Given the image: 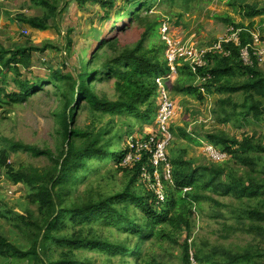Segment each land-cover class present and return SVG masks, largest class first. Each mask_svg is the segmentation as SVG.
<instances>
[{"label":"trees","instance_id":"obj_1","mask_svg":"<svg viewBox=\"0 0 264 264\" xmlns=\"http://www.w3.org/2000/svg\"><path fill=\"white\" fill-rule=\"evenodd\" d=\"M30 1L45 13L19 14L16 18L21 25L44 32L57 19L58 27L60 5L66 0ZM124 1L129 22L118 31L138 26L139 40L124 47L118 36L102 40L89 57L86 52L78 56L72 72L50 67L47 77L29 79L33 54L55 46L50 42L42 46L28 43L11 49L0 43L1 106L25 103L45 86H51L63 104L55 115L60 140L56 156L50 149L29 145L0 149V179L5 172L13 184L25 186L28 202L37 207L34 215L28 211L14 215L30 247L13 244L0 233V258L29 264H94L99 258L101 264H161L157 250L171 244L181 248L184 264H193L192 259L198 264H264L262 139L256 135L238 139L223 131L205 133L198 139L194 137L197 131L180 129L181 135L196 146L208 142L230 160L197 165L186 158V152L171 150L168 164L172 179L168 181L155 176L157 170L164 172L165 163L156 168L152 162L157 143L162 140L158 124L151 136L143 132L142 137L135 134L129 138L137 124L158 120L160 92L156 79L169 73L167 46L160 29L163 15H150L151 7L157 3L188 11L194 0H180V4L179 0ZM77 2L82 8L90 3L114 6L112 0ZM241 12L254 18L264 15V8L247 5ZM105 18L110 19L108 13ZM222 20L235 30L244 28L231 17ZM251 43V34L242 32L239 44L224 45L227 56L210 54L207 66L197 74L184 65L179 76L168 83L172 95L201 102L213 94L226 95L214 110L219 124H228L239 116L263 120L264 71L252 49L251 66L241 55ZM66 49L71 54V42ZM105 85H111L109 90L103 88ZM236 94L244 99L241 114L232 99ZM81 112L91 117L83 127L78 126ZM170 130L175 135L174 128ZM152 136L156 143L151 142ZM19 150L35 157L46 156L54 166L44 171L16 169L8 161ZM158 181L164 187L163 200L155 194ZM205 203L218 209L217 218L224 220L221 238L227 241L240 235L243 244L221 247L211 254L196 247L192 240L195 219L204 211ZM88 253H94L96 259L87 257Z\"/></svg>","mask_w":264,"mask_h":264},{"label":"rangeland","instance_id":"obj_2","mask_svg":"<svg viewBox=\"0 0 264 264\" xmlns=\"http://www.w3.org/2000/svg\"><path fill=\"white\" fill-rule=\"evenodd\" d=\"M112 1H114L113 7H105L102 3H90L82 8L78 5L77 0H66V3L60 5L58 27H56V19L51 21L50 30L42 32L21 25L16 18L19 14L42 16L45 11L41 7L36 6L30 0H0V43L11 49L17 46H26L28 43L42 46L50 42L55 46V48L49 47L45 53L33 54V67L27 75L29 79L47 77L50 75V67L53 70L72 72L78 65V56L86 52L89 57L91 51L97 48L102 40L118 36L121 47L132 46L139 40L138 26H132L126 32L118 31L129 22L128 4L124 0ZM178 3L180 4V0ZM247 5H258L264 8V0H194L188 11H184L181 9L182 7L178 6L171 8L167 5L160 6L153 3L150 15H163L160 29H165V27L168 29V33L162 37L167 47L169 44L177 43L180 48H196L199 53L203 52L205 55L213 51L220 43L223 45L224 41H229L233 37L234 27L222 20L226 16L231 17L236 24L243 25V29H249L257 36L258 43L254 46L255 57L264 71V15L254 18L244 17L241 9ZM107 13L110 16L108 20L105 18ZM115 22L117 24H114ZM68 42H71V54L66 49ZM214 53H209L207 57ZM177 64L180 65V69L184 65L190 67L192 62L190 65V61L178 57ZM110 86L105 85L103 88L109 90ZM10 88L11 84L8 90ZM171 96L174 103L176 102V109L172 118L168 119L170 121L167 129H169L171 138L167 136L163 140L166 142L167 157L170 155L169 151L171 153V150L177 149L179 153L186 152V158L195 160L197 165L213 163L208 152L205 151V145L210 143L202 141L200 146H196L181 135L180 129H184L188 133L197 131L194 137L198 139L205 133L223 131L238 139L246 135H256L264 142V119L256 121L251 116H239L228 124L217 122L214 110L217 111L220 99L227 97L226 95L213 94L207 96L203 102L190 96L175 98L172 92ZM232 99L237 105V113H243L244 109L241 107L244 101L243 97L236 94L232 96ZM61 108H63V104L54 94V89L51 86H45L38 95L31 97L25 103L17 104V106L0 105V149L9 148L11 145H29L41 150L50 149L56 156L60 140L59 126L55 115ZM228 109L232 110V106H228ZM89 118L91 117L88 113L81 112L78 126L87 125ZM157 121L153 118L144 125L137 124L129 138L135 134L142 137L143 132L151 136L153 128H156L155 123L158 124ZM171 127L174 128L175 135L170 130ZM161 136L163 139L162 134ZM128 141L130 142V140ZM228 160L230 158L226 159V161ZM8 163L15 166L16 169L36 168L40 171L49 170L54 166L48 157H35L24 150L12 154ZM260 169L264 172V160ZM156 176L158 178L166 176V170L161 174L157 171ZM160 186L157 183L155 190V194L159 197L163 195L164 191V187ZM83 190L84 188H80V191ZM27 193L28 189L25 186L13 184L5 172H2L0 179V233L13 244L24 249L30 247V240L17 227V225L22 227V224L15 220L14 215H25L27 211L33 215L37 213V207L28 202ZM222 201L228 202L226 199ZM218 213V209L205 203L204 211L195 219L196 228L192 240L196 247L202 248L209 254L221 247L228 248L243 244L240 235L233 236L227 241L221 238V223L224 220L217 218ZM245 237L247 238V236ZM181 251L178 246L164 245L162 249L157 250L158 261L161 264H184ZM86 256L93 259L97 257L94 253H88ZM101 263V258H99L95 260L94 264ZM192 263L198 264L193 260ZM0 264H29V262L0 258Z\"/></svg>","mask_w":264,"mask_h":264},{"label":"built area","instance_id":"obj_3","mask_svg":"<svg viewBox=\"0 0 264 264\" xmlns=\"http://www.w3.org/2000/svg\"><path fill=\"white\" fill-rule=\"evenodd\" d=\"M242 32H248L251 34L252 43L248 47L243 49L241 53L242 59L245 62V64L251 66L252 56H251L250 49L253 50L254 56H256L254 46L258 43V38L255 35V33H252L249 29H238V30L234 29L233 37L229 41H224L225 43H223V45L220 43V45L216 46L211 52H215V53L227 56L228 54L224 52V45L231 43V42L239 44L240 34ZM167 33H168L167 27L161 30L162 37L166 35ZM177 45H178L177 43L176 44L174 43V44H169V47H167L166 59L168 61L169 73L166 76H160L156 79V83L158 85V89L160 92V105H159V110H158V121H157L158 130H159L158 133L163 135V139L159 143H157V149L153 156L152 162H153L154 167L156 168H158L160 164L165 163L166 176L164 177L168 178V179L165 178L168 181H171L172 175H171L170 165L168 164L167 152L165 151L166 142H164L163 140H164V137H167V136L171 138L169 129H167L168 123L170 121V120L168 121V119L172 118V116L174 115V111L176 109L175 103L171 96V91L169 89L168 83L174 81L178 77V74H179L178 71H179V66H180L179 64H177L178 57L184 58L185 60L190 61V65L192 62V65L190 66V68L195 74H197L199 69L207 66L208 64L207 55L211 53L209 52L205 55V53L203 52L199 53V51L196 48H185L184 49V48L178 47ZM202 92L205 93V90L202 89ZM151 142L156 143V138L154 136L151 137ZM205 146H206L205 151L208 152V156L211 158V160L214 163H222L226 161L227 155L222 153L215 146L211 144L205 145ZM144 147L148 148V145H145ZM157 171L155 172V176H156ZM144 175L148 176L147 173H144ZM156 178L159 179L157 176ZM158 185H161L159 181H158ZM160 199L161 200L164 199V194L160 197ZM192 260L194 261V259Z\"/></svg>","mask_w":264,"mask_h":264}]
</instances>
